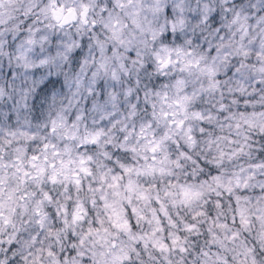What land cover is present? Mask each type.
Instances as JSON below:
<instances>
[{
  "label": "clouds",
  "instance_id": "9594fccd",
  "mask_svg": "<svg viewBox=\"0 0 264 264\" xmlns=\"http://www.w3.org/2000/svg\"><path fill=\"white\" fill-rule=\"evenodd\" d=\"M0 264H264V0H0Z\"/></svg>",
  "mask_w": 264,
  "mask_h": 264
}]
</instances>
